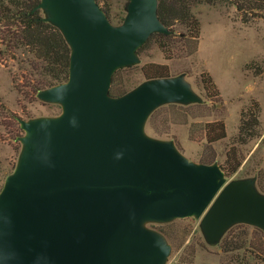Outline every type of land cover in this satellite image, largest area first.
<instances>
[{
  "label": "water",
  "instance_id": "95a60500",
  "mask_svg": "<svg viewBox=\"0 0 264 264\" xmlns=\"http://www.w3.org/2000/svg\"><path fill=\"white\" fill-rule=\"evenodd\" d=\"M157 4L129 0L114 26L96 0L40 1L70 46L69 76L37 95L59 104L58 116L18 120L22 151L0 192V264H164L171 248L144 223L190 216L209 243L238 223L264 232L254 179L227 182L217 164L189 162L144 133L158 107L201 102L182 75L110 94L152 34L172 33Z\"/></svg>",
  "mask_w": 264,
  "mask_h": 264
},
{
  "label": "rangeland",
  "instance_id": "374dc122",
  "mask_svg": "<svg viewBox=\"0 0 264 264\" xmlns=\"http://www.w3.org/2000/svg\"><path fill=\"white\" fill-rule=\"evenodd\" d=\"M98 1L100 7H110L108 20L118 26L116 23L126 16L127 0ZM193 13L200 21L196 52L192 50L194 41L184 40L186 30L180 25L172 27L173 42L166 52L160 49L161 39L154 33L137 50L138 63L116 71L119 82L125 94L135 89L145 81L140 70L149 63L166 65L170 77L182 75L201 102L167 103L158 107L147 118L144 133L155 140L172 142L189 162L201 164L200 156L207 147L205 125L224 122L226 139L211 144L217 155L214 164L224 166L226 153L234 147L240 166L234 174L225 176L226 181L254 179L256 190L264 194L257 187L258 182L264 185V14L238 13L230 2L196 5ZM42 14L46 16L44 11ZM7 65L0 63V192L16 169L22 151L20 138L25 132L18 120L52 118L62 111L59 104L38 98L28 102L20 96L13 87L11 73L20 76L26 66L10 60ZM258 69L263 73L255 76L253 71ZM202 73L212 77L220 97L210 100L206 96L200 81ZM253 100L260 108L259 136L239 144L236 138L242 113ZM241 225L244 226L238 228ZM144 227L159 234L170 246L164 264H264V232L248 224L232 225L217 243L207 241L201 217L145 222ZM231 246L239 248L229 251Z\"/></svg>",
  "mask_w": 264,
  "mask_h": 264
},
{
  "label": "trees",
  "instance_id": "16d2710c",
  "mask_svg": "<svg viewBox=\"0 0 264 264\" xmlns=\"http://www.w3.org/2000/svg\"><path fill=\"white\" fill-rule=\"evenodd\" d=\"M41 0H0V63L8 67V61L22 62L26 68L20 76L11 73L13 87L19 95L28 102H34L37 95L53 86L65 83L69 76L71 49L60 30L45 21L42 10L37 9ZM98 4L100 2L96 0ZM128 1L124 5L126 13ZM232 3L239 13L264 14V0H158L157 17L160 22L172 31V27L180 25L185 28L186 38L194 41L193 53L197 51L200 39V21L193 13L196 5H216ZM103 11L110 18L111 9L103 6ZM122 17L116 24L123 22ZM161 39L159 47L162 52L169 51L174 35L158 34ZM247 68V67H246ZM248 69V68H247ZM251 71V69H248ZM145 80L170 77L166 65L149 63L141 68ZM255 76H260L262 70H254ZM202 87L206 96L220 97V92L212 77L208 73L200 75ZM126 90L119 82L118 73L112 78L110 94L118 97L125 94ZM243 119L238 129L236 142L246 143L259 136L261 123L260 108L256 101L242 113ZM207 142L206 150L201 154L199 163L211 165L217 161V155L211 144L226 139V127L222 121L207 123L204 127ZM234 147L226 153L225 165L220 166L225 176L234 174L240 162L237 160ZM258 189L264 193V185L257 183ZM244 225H241L242 228ZM230 247V246H229ZM229 251H233L235 248Z\"/></svg>",
  "mask_w": 264,
  "mask_h": 264
}]
</instances>
